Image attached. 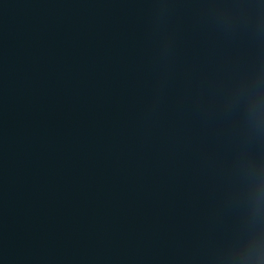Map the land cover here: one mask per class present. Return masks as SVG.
Wrapping results in <instances>:
<instances>
[{"label":"water","instance_id":"95a60500","mask_svg":"<svg viewBox=\"0 0 264 264\" xmlns=\"http://www.w3.org/2000/svg\"><path fill=\"white\" fill-rule=\"evenodd\" d=\"M0 264H264V0H0Z\"/></svg>","mask_w":264,"mask_h":264}]
</instances>
